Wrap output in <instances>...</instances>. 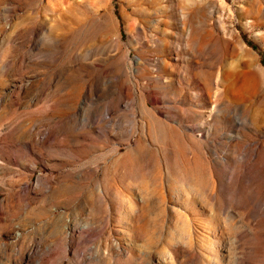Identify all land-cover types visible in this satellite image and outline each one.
<instances>
[{
  "label": "rangeland",
  "instance_id": "rangeland-1",
  "mask_svg": "<svg viewBox=\"0 0 264 264\" xmlns=\"http://www.w3.org/2000/svg\"><path fill=\"white\" fill-rule=\"evenodd\" d=\"M0 264H264V0H0Z\"/></svg>",
  "mask_w": 264,
  "mask_h": 264
}]
</instances>
